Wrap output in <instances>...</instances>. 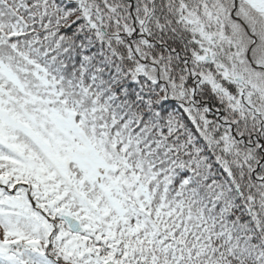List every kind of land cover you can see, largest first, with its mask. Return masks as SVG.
<instances>
[{
  "label": "snow or ice",
  "instance_id": "snow-or-ice-1",
  "mask_svg": "<svg viewBox=\"0 0 264 264\" xmlns=\"http://www.w3.org/2000/svg\"><path fill=\"white\" fill-rule=\"evenodd\" d=\"M0 264H264V0H0Z\"/></svg>",
  "mask_w": 264,
  "mask_h": 264
}]
</instances>
